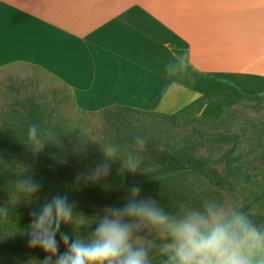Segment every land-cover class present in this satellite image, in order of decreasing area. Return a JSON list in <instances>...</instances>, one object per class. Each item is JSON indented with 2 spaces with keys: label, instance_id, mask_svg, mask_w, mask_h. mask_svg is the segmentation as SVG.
<instances>
[{
  "label": "crops",
  "instance_id": "0c3cea01",
  "mask_svg": "<svg viewBox=\"0 0 264 264\" xmlns=\"http://www.w3.org/2000/svg\"><path fill=\"white\" fill-rule=\"evenodd\" d=\"M19 67L84 113L216 121L264 92V0H0V70Z\"/></svg>",
  "mask_w": 264,
  "mask_h": 264
},
{
  "label": "rangeland",
  "instance_id": "374dc122",
  "mask_svg": "<svg viewBox=\"0 0 264 264\" xmlns=\"http://www.w3.org/2000/svg\"><path fill=\"white\" fill-rule=\"evenodd\" d=\"M19 68V73H11L14 68L0 70V134L16 164L13 168L0 160V200L5 206L32 219V212L52 195L65 194L25 172L46 165L41 153L32 152L27 136L22 143H13L27 135L28 126L33 123L31 110L36 109L47 129L54 134L51 160L56 177L66 188L75 187L73 201L93 211L77 210L84 216L83 220L77 222L76 231L74 225H62L63 232L87 237L101 209L124 202L132 184L123 185L117 177L138 184L142 195H151L169 211L178 212L181 206L201 207L205 200H215L235 209L249 205L251 211L264 214V175L259 172L264 166V92L229 106L217 122L171 119L166 114L120 108L84 113L76 109L62 85L43 77L39 71L25 73V67ZM27 74L35 76L28 78ZM22 76L25 79H19ZM7 131L11 139L6 138ZM137 136L145 138L143 146L136 143ZM105 145L117 146L120 149L118 158L127 153L135 156L136 172L123 169L122 160L116 159L109 162L111 172L107 177L97 182L87 180L95 165L104 160L102 146ZM169 145L186 146L188 154L201 156L217 157L226 150H234L241 157L240 167L247 177H241L235 197L212 191L202 178L191 173L153 185V178L166 174L165 164L155 158ZM78 175L81 177L79 184ZM22 176H30L42 184L37 197L29 200L16 191L15 181ZM112 177L116 179L111 181ZM160 236L163 240V235ZM154 237L151 234L147 239ZM0 239V264L6 261L27 264L45 257L41 249L28 246L26 234L3 233Z\"/></svg>",
  "mask_w": 264,
  "mask_h": 264
},
{
  "label": "clouds",
  "instance_id": "9594fccd",
  "mask_svg": "<svg viewBox=\"0 0 264 264\" xmlns=\"http://www.w3.org/2000/svg\"><path fill=\"white\" fill-rule=\"evenodd\" d=\"M53 133L38 124L28 126L27 138L32 152L41 153L53 142ZM140 146L145 138L135 137ZM100 161L86 179L97 182L111 172L109 162L122 160L123 169L135 173L137 158L127 153L118 158L115 145L102 146ZM81 177L76 178L79 184ZM42 184L30 176L15 181L17 192L29 200L37 197ZM7 206L0 216L7 217ZM26 232L28 246L45 253L39 264H153L156 255L162 264H264V225H257L244 211L205 200L201 207L181 206L178 212L166 208L151 195H142L132 184L120 205H107L97 214L95 227L87 237L70 235L62 225H74L84 216L67 194L56 193L32 212ZM154 234L158 240L147 239ZM143 241V242H142ZM63 244L64 251H60ZM29 261V264H32Z\"/></svg>",
  "mask_w": 264,
  "mask_h": 264
},
{
  "label": "trees",
  "instance_id": "16d2710c",
  "mask_svg": "<svg viewBox=\"0 0 264 264\" xmlns=\"http://www.w3.org/2000/svg\"><path fill=\"white\" fill-rule=\"evenodd\" d=\"M258 95H253V97H257ZM252 97V98H253ZM120 108L126 109L130 112H141L139 110H135L132 108H123V107H111L108 109ZM229 108L225 107L224 111ZM106 109V110H108ZM32 120L33 123L38 124L42 129H47L45 125V121L42 120V117L39 116L38 111L36 109H32ZM222 114V115H223ZM171 119H182V120H206L207 119H198V118H180L177 116H169ZM220 120V119H219ZM211 121V122H217ZM10 129V128H7ZM6 135V138L11 139L12 137L10 132ZM27 135L22 136V140H15L13 143H22L24 139H26ZM16 137V136H15ZM14 137V138H15ZM54 138V136H53ZM26 142V141H25ZM8 144L5 142V139L2 138L0 134V160L10 165L13 168H16V164L13 160L12 155L7 150ZM52 143L46 145L45 149L41 152L44 163L46 164L44 168L30 169L25 172L31 175L33 178L42 181L44 184H47L51 189L65 191V194L68 195L69 200L72 199V192L75 190L74 186H70L66 188V186L58 180L55 175V168L53 167V161L51 160V151H52ZM158 162L165 164L166 174L157 178H153L151 183L153 185L161 184L165 181L171 180L177 176L184 174H194L200 178H202L210 187V189L214 192L225 194L227 196L235 197L238 192V187L240 186L241 177H247L246 173H243L241 170V157L239 154H236L234 150H226L219 156L214 155H191L186 151V146L176 147L174 145L166 146L165 149H162L158 152L157 157L155 158ZM260 174L264 175V166L260 169ZM111 181H114L116 178H109ZM118 180L123 185H131L133 183H127L124 179ZM75 202V201H74ZM76 209L78 211H82L84 213L93 212L87 207L81 206L76 203ZM5 204L0 200V207H4ZM9 213L7 217L0 216V235L3 233H12L18 232L20 234H26L30 220L25 215H22L16 212L14 209L9 208ZM238 210H242L246 212L257 225H264V214L251 211L249 205H243ZM157 240V243L162 242V239L158 240L156 237L153 240ZM1 240V239H0ZM60 251H64V246L61 244ZM163 257L160 255H156L154 258L153 264H162ZM4 264H13L11 261H6ZM29 264V263H27ZM32 264H39V261L32 262Z\"/></svg>",
  "mask_w": 264,
  "mask_h": 264
}]
</instances>
